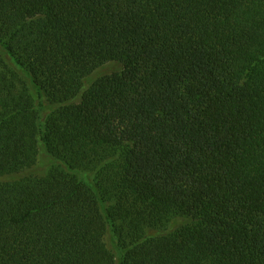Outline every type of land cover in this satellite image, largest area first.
Wrapping results in <instances>:
<instances>
[{
  "label": "trees",
  "instance_id": "trees-1",
  "mask_svg": "<svg viewBox=\"0 0 264 264\" xmlns=\"http://www.w3.org/2000/svg\"><path fill=\"white\" fill-rule=\"evenodd\" d=\"M0 264H264V0H0Z\"/></svg>",
  "mask_w": 264,
  "mask_h": 264
}]
</instances>
